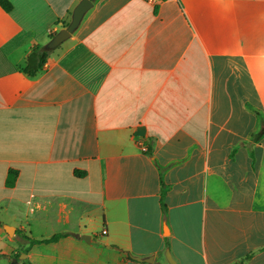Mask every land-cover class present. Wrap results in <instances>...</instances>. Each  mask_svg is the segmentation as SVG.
Listing matches in <instances>:
<instances>
[{"label": "crops", "instance_id": "1", "mask_svg": "<svg viewBox=\"0 0 264 264\" xmlns=\"http://www.w3.org/2000/svg\"><path fill=\"white\" fill-rule=\"evenodd\" d=\"M8 1L6 259L167 264L169 249L178 264H264V0H94L33 75L32 48L79 0Z\"/></svg>", "mask_w": 264, "mask_h": 264}, {"label": "water", "instance_id": "2", "mask_svg": "<svg viewBox=\"0 0 264 264\" xmlns=\"http://www.w3.org/2000/svg\"><path fill=\"white\" fill-rule=\"evenodd\" d=\"M94 0H79L78 3L75 5L71 12L70 20L66 24L65 27L60 28L56 31V33L46 42L44 45V48L46 50L53 49L60 45L64 40L70 37L72 32L77 28L79 25L83 15L85 12L92 6ZM3 229L9 234L12 235L14 232V227L2 224ZM163 231L165 234H167V226H163ZM164 255L167 261V264H178L175 258L172 256L169 249H165ZM129 257L132 260L138 261V262H151L152 256L148 257H140L137 255L129 254Z\"/></svg>", "mask_w": 264, "mask_h": 264}, {"label": "trees", "instance_id": "3", "mask_svg": "<svg viewBox=\"0 0 264 264\" xmlns=\"http://www.w3.org/2000/svg\"><path fill=\"white\" fill-rule=\"evenodd\" d=\"M0 6L6 11H9L11 9V4L8 0H0ZM67 23L68 22H64L63 26H66ZM55 33H56V31L51 32L49 37H52ZM48 52H49V50H46L44 47L34 46L32 48V51L29 53V55L27 57L26 66L24 67L25 72L33 75L38 69H40L43 66V63L45 61V58H46V55ZM14 177H15V171H10L9 172V179H8L9 185L13 183ZM161 196H162V194H161ZM161 207L164 211L165 206L162 202H161ZM62 236H64V233H56V234H53L52 236H50L49 238H45L42 240H36V239H30L29 238V243L33 244V243H37V242H44V243L52 242V241L58 240ZM26 250H27V248H25L24 251H26ZM15 257H17V256H15ZM24 264H31V263H24Z\"/></svg>", "mask_w": 264, "mask_h": 264}, {"label": "rangeland", "instance_id": "4", "mask_svg": "<svg viewBox=\"0 0 264 264\" xmlns=\"http://www.w3.org/2000/svg\"><path fill=\"white\" fill-rule=\"evenodd\" d=\"M17 240L14 238L11 242L7 241L6 239H0V264H12L10 260L6 259V255L3 252L8 251L6 244L10 247H15L17 245ZM10 249V248H9ZM24 264V263H22Z\"/></svg>", "mask_w": 264, "mask_h": 264}, {"label": "built area", "instance_id": "5", "mask_svg": "<svg viewBox=\"0 0 264 264\" xmlns=\"http://www.w3.org/2000/svg\"><path fill=\"white\" fill-rule=\"evenodd\" d=\"M143 1H145V2H149V3H155V2H157V1H161V0H143Z\"/></svg>", "mask_w": 264, "mask_h": 264}]
</instances>
